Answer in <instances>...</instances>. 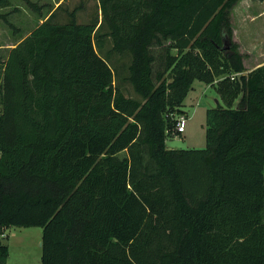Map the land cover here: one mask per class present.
Instances as JSON below:
<instances>
[{
	"label": "trees",
	"instance_id": "1",
	"mask_svg": "<svg viewBox=\"0 0 264 264\" xmlns=\"http://www.w3.org/2000/svg\"><path fill=\"white\" fill-rule=\"evenodd\" d=\"M98 1L101 18L51 14L0 55V264L11 226L43 228L41 264H264V63L246 73L240 0ZM197 79L224 105L205 148H168Z\"/></svg>",
	"mask_w": 264,
	"mask_h": 264
},
{
	"label": "rangeland",
	"instance_id": "2",
	"mask_svg": "<svg viewBox=\"0 0 264 264\" xmlns=\"http://www.w3.org/2000/svg\"><path fill=\"white\" fill-rule=\"evenodd\" d=\"M42 5V10L34 11L24 0H10L7 7L0 9V55L6 58L11 47L19 43L41 22L52 14L53 21L65 22L68 13L81 6L77 12L79 22H88L97 16L101 18L98 0H32ZM234 29L233 39L239 43L241 52L247 54L245 64L247 72L264 63V1L240 0L231 11ZM96 49L105 57L116 73L115 84L120 85L127 95L138 97L132 85L123 80L127 74L126 64L129 57L116 53L109 54L111 40L106 37L104 43L96 42ZM168 44V43H166ZM165 47H154L157 56L155 69L161 66L160 56ZM192 88L179 107L180 115L186 117V130L168 137L166 145L171 149H203L206 147V114L209 108L218 103L224 105L215 86L195 80ZM4 243L9 246L7 264H41L42 235L40 226H11L6 229ZM23 233V234H22Z\"/></svg>",
	"mask_w": 264,
	"mask_h": 264
},
{
	"label": "built area",
	"instance_id": "3",
	"mask_svg": "<svg viewBox=\"0 0 264 264\" xmlns=\"http://www.w3.org/2000/svg\"><path fill=\"white\" fill-rule=\"evenodd\" d=\"M176 130H177V132H180L181 134L183 132H185V130H186V117L184 115L178 116Z\"/></svg>",
	"mask_w": 264,
	"mask_h": 264
},
{
	"label": "water",
	"instance_id": "4",
	"mask_svg": "<svg viewBox=\"0 0 264 264\" xmlns=\"http://www.w3.org/2000/svg\"><path fill=\"white\" fill-rule=\"evenodd\" d=\"M232 46V43H231V38L227 35H223L222 36V45L221 47L223 49H230ZM41 245H42V242H41Z\"/></svg>",
	"mask_w": 264,
	"mask_h": 264
},
{
	"label": "crops",
	"instance_id": "5",
	"mask_svg": "<svg viewBox=\"0 0 264 264\" xmlns=\"http://www.w3.org/2000/svg\"><path fill=\"white\" fill-rule=\"evenodd\" d=\"M246 65V64H245ZM246 68H247V66H246ZM248 70V69H247ZM247 70H246V73H247ZM194 84V83H193ZM208 85H210V84H208ZM213 86V85H212ZM7 231V230H6ZM5 231V234H4V236L5 235H7L8 236V234H7V232ZM23 234V233H22ZM4 242V241H3ZM8 245V244H7Z\"/></svg>",
	"mask_w": 264,
	"mask_h": 264
}]
</instances>
